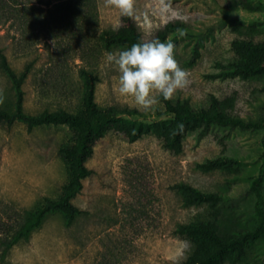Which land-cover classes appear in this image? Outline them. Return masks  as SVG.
<instances>
[{
	"label": "rangeland",
	"instance_id": "rangeland-1",
	"mask_svg": "<svg viewBox=\"0 0 264 264\" xmlns=\"http://www.w3.org/2000/svg\"><path fill=\"white\" fill-rule=\"evenodd\" d=\"M31 3L36 14L30 26L23 16L15 24L0 23V47L12 66L21 72L34 61L23 85L26 112L81 113L86 80L80 71L87 68L99 76V105L126 110L120 122L134 126L173 121L160 96L145 112L116 91L119 73L106 55L125 49L105 47L101 34L123 25L124 16L118 10L106 8L103 0ZM135 7L134 19L147 40L173 23L169 35L175 45L174 58L190 80L173 99H188L195 108L210 109L216 97L224 112L253 119L263 115L264 71L249 78L212 74L223 68L219 62L237 56L236 39L264 42V0H135ZM52 14L66 15L73 32L53 38L36 30L42 26L41 19ZM58 49H65L59 64L55 61ZM0 92L4 97L0 106H13L15 89L1 68ZM131 109L139 114H129ZM76 135L66 125L29 129L17 121L11 127L0 126V217L23 219L45 197L61 195L68 167L60 147ZM218 157L237 161L209 171L199 166ZM88 166L96 173L85 179L75 199L82 213L71 225L62 213L49 214L30 239L11 249L8 264H183L196 247L175 232L181 225L215 221L221 233L228 235L252 228L255 196L248 189L256 177L264 178V130L216 126L202 138L193 132L179 154L166 149L154 134L132 142L115 132L98 141ZM179 182L217 192L223 200L215 207L186 206L183 195L171 188ZM226 264H264V248L253 245L244 260Z\"/></svg>",
	"mask_w": 264,
	"mask_h": 264
},
{
	"label": "trees",
	"instance_id": "trees-1",
	"mask_svg": "<svg viewBox=\"0 0 264 264\" xmlns=\"http://www.w3.org/2000/svg\"><path fill=\"white\" fill-rule=\"evenodd\" d=\"M31 0H0V23L15 21L23 16L27 24L31 23L33 12ZM66 15L63 18L52 14L50 18L41 19V32L51 33L53 38H60L73 32L72 25L68 23ZM173 23L166 25L157 32L154 39L161 42H172L169 35ZM101 40L105 47L120 46L125 50L138 42L150 41L144 38L140 26L134 18L124 17L123 25L118 29H107L101 34ZM234 48L237 56L227 62H219L223 68L213 73V77L249 78L264 71V42H256L248 39H236ZM175 49V48H174ZM86 53L89 48L85 49ZM88 50V51H87ZM56 63L62 61L65 49H58ZM34 66V61L26 64L25 68L18 72L10 63L8 55L0 47V68L9 77L15 89L16 98L13 106H0V126L11 127L17 121L25 123L29 129L43 125H66L76 130L77 135L72 142L61 145L60 155L68 167V179L63 185V192L54 198L47 196L35 207L26 211L23 219L10 216L8 219L0 217V264H8V256L11 249L21 240L30 239L32 233L39 228L47 216L51 213H62L69 225L82 213V208L75 202L76 197L83 191L84 181L96 173L94 168L88 166V161L95 153L98 141L111 134L120 133L129 141H136L146 135L154 134L163 143V146L174 154L183 151L184 141L188 134L196 132L198 138L206 136L214 127H228L230 129H263L264 112L259 119L245 118L231 112H224L216 97L210 109L195 108L188 99L164 100L166 111L173 115L172 122L163 121L161 124L129 125L120 122V114L126 110H115L112 107L100 106L96 100V88L99 81L98 74L87 68L81 69L85 77L86 88L84 94V109L81 113H74L66 109L44 110L38 114L25 111V89L23 87ZM129 114H139L138 109L127 111ZM162 111V115H163ZM183 125V131L173 135L177 125ZM237 160L233 157H218L208 159L199 164L206 170L227 168ZM264 178L256 177L248 191L255 196L253 214L255 225L252 228L235 234H223L217 222H197L183 224L175 232L191 240L195 247V253L183 264H226L244 260L248 254V248L253 245H261L264 248ZM171 188L182 194L186 206L209 204L212 207L223 200L217 192H206L189 183L179 182L171 185Z\"/></svg>",
	"mask_w": 264,
	"mask_h": 264
},
{
	"label": "clouds",
	"instance_id": "clouds-1",
	"mask_svg": "<svg viewBox=\"0 0 264 264\" xmlns=\"http://www.w3.org/2000/svg\"><path fill=\"white\" fill-rule=\"evenodd\" d=\"M103 4L106 8L118 10L121 16L136 18L135 0H103ZM164 8L168 9L169 5L165 4ZM174 48L172 42L154 39L134 43L118 53H108L107 61L119 73L118 95L130 99L135 107L146 112L158 103V96L171 100L178 90L187 88L189 73L174 58ZM3 102V93L0 92V104ZM182 131L183 125H177L172 134Z\"/></svg>",
	"mask_w": 264,
	"mask_h": 264
}]
</instances>
